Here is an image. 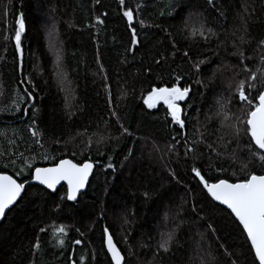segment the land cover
Returning a JSON list of instances; mask_svg holds the SVG:
<instances>
[{
	"label": "trees",
	"instance_id": "trees-1",
	"mask_svg": "<svg viewBox=\"0 0 264 264\" xmlns=\"http://www.w3.org/2000/svg\"><path fill=\"white\" fill-rule=\"evenodd\" d=\"M137 4L141 5L137 21L144 19L160 27L141 28L135 22L141 45L128 52L129 29L119 0H0V170L15 176L24 167L19 155H12L14 152L24 153L25 158L36 157V166H47L42 158L44 151L49 156L63 153L68 158L75 151L77 158L90 157L102 164L112 156L116 164L115 173L97 167L87 190L74 203L60 201L63 188L40 195L36 194L37 186L28 188V196L0 223V264H109L102 236L105 226L126 255L123 237L131 234L128 242L134 254L128 264H200L195 251L198 233L208 235L213 249L224 243L235 253L236 264H250L248 243L238 223L227 210L214 208L193 180L189 172L193 161H186L183 155L185 136L177 135L178 126L170 123L163 106L149 110L142 96L152 85L171 86L177 75L183 76L181 86L186 81L192 87L187 102L192 107L183 105L188 113L183 132L189 141L199 140L200 132L204 133L205 144L199 145L204 156L196 163L206 168L210 153L206 144L214 143L222 150L219 137L240 115L235 85L246 74L240 71L239 57L233 53L237 48L243 50L251 58L245 63L253 71L261 67L259 57L264 55V48L258 45L264 39V0H214L213 4L207 0H126L134 11ZM245 5L250 11L255 9L251 19L244 12ZM98 15L104 24H96ZM21 18L22 64L14 41L15 22ZM245 20L247 42L241 43ZM201 22L216 33L207 41L199 32L190 34ZM205 35H209L207 31ZM185 51L188 57H184ZM159 54L167 59L157 65L154 59H160ZM197 60H207L199 73L192 66ZM148 68L151 72L146 71ZM237 72L239 75H235ZM24 89L33 91L34 101L20 100ZM17 107L28 111H17ZM32 109L37 110L34 118L43 134L44 149L35 145L27 130ZM113 111L133 137L121 135ZM101 136L110 138L97 144ZM173 136L181 140L176 145L178 155L167 153ZM89 138L90 148L86 147ZM57 139L60 143L53 144ZM246 140L244 137L241 144ZM236 147L233 141L228 150ZM128 148L133 149V157L121 168ZM98 149L104 155H98ZM212 155L216 165L228 168L227 175L239 171V164L229 167L230 160H216ZM10 158L16 161L15 166L9 163ZM168 169L175 170L180 182L169 175ZM189 182L204 208L201 215L208 216L220 241L196 219L189 203L180 207ZM146 189L150 199L142 195ZM57 204L61 205L59 209ZM177 211L180 217L174 219ZM125 215L128 223H124ZM181 217L184 223L177 233L178 242L168 253L154 256L160 234L173 228ZM60 226L67 231L63 246L57 244L59 234L54 235ZM40 228L46 231L40 232ZM37 238L41 245L38 251L33 249ZM76 239L83 243L76 245ZM141 240L148 246L139 247ZM219 264H228L222 255Z\"/></svg>",
	"mask_w": 264,
	"mask_h": 264
},
{
	"label": "snow or ice",
	"instance_id": "snow-or-ice-1",
	"mask_svg": "<svg viewBox=\"0 0 264 264\" xmlns=\"http://www.w3.org/2000/svg\"><path fill=\"white\" fill-rule=\"evenodd\" d=\"M100 0H96L99 3ZM209 4H213L214 0H207ZM119 5L123 9L122 18L126 19L127 27L129 29V46L126 49L128 52H133L141 45V41L138 37L137 28L134 26L135 22H138L141 28L144 27H157L158 24H148L144 19L137 21V12L141 8V5L137 4L136 11L132 7L126 5V0H119ZM173 7L175 5H172ZM250 6H244V12L248 14V19H251V13L255 11L254 8L249 10ZM8 13L5 12V15ZM103 15H107L104 13ZM161 15H164L162 12ZM243 19V17H242ZM245 29L244 34L240 36V42H247V20L244 21ZM96 24H104V20L101 16H96ZM188 21H185L187 26ZM24 31V23L22 18L16 20L14 28V41L15 51L20 55L21 64L23 59V50L21 47V34ZM205 31L209 35H205ZM199 35L204 37L207 41L211 36L216 35L211 28L205 29L203 22L200 27L193 28L191 35ZM5 39H8L6 36ZM223 43V41L221 42ZM220 45H218L219 47ZM235 47V44L233 45ZM175 47V45H174ZM258 47L264 48V39L259 41ZM160 59H154V63L160 65L162 61L167 58L163 54H159ZM184 57H188L189 53L185 51ZM239 57V69L245 73L244 79H240L235 85V96L241 102L240 115L235 116V123L228 124L226 127L229 131L225 132L219 137L223 143L219 146L222 150H218L214 143L206 144V147L210 150L208 156L207 167L197 166L196 161L203 158L204 153L199 150L200 144H205L204 133L200 132L199 140L189 141L186 138V133L183 130L186 128L187 110L183 106L187 104V108H191L192 104L187 103L192 93V87L185 81L184 86H181V80L183 76L177 75L175 82L168 86L152 85L147 91L146 95L142 96L143 104L147 109H157L163 106L166 110L167 116L170 117V123L178 126L177 135H184L185 140L183 146L185 151L183 153L185 160L191 158L193 163L189 169V172L196 181V185L200 189V193L204 194L209 202L213 204V207L224 206L221 211L227 210L228 215L234 218L235 222H238L241 234L245 236L248 243V253L252 259L250 264H264V55L259 57L261 67H257L255 71L248 67L245 63L246 57L244 51L237 48V51L233 53ZM60 57L57 55V62L59 66ZM207 63V60L194 61L192 66L195 72L201 71V65ZM100 71H103V66H100ZM146 71L151 72V68ZM239 75V72L235 73ZM106 78V77H105ZM196 83L202 82L197 80ZM229 88H232V84H229ZM22 102L34 101L35 96L33 91L24 89V95L20 97ZM221 109L224 108V104L220 105ZM17 111L26 113L28 109L21 110L17 107ZM36 109H32V116L30 124L27 126L28 132L31 134L35 145L40 149H44L43 134L37 128V121L34 118L36 115ZM112 116L116 117L117 123H119V115L113 111ZM71 118V113L69 114ZM225 119H228L225 116ZM122 136L133 137V132L125 127L123 123H119ZM199 131V130H198ZM78 135H83L78 133ZM227 137V139H226ZM247 137L244 144H241V140ZM110 137L101 136L97 140V144L104 142ZM172 143L166 146L167 153H176V145L181 144V140H178L176 136H173ZM235 141L237 147L228 150V145ZM9 143H13L9 141ZM60 141L54 140L53 144H59ZM91 139L86 143V147H91ZM153 148L156 151L160 149L153 144ZM199 153V154H198ZM215 154L216 160L228 159L231 161L229 167H233L239 164V171H233L231 176L227 175L228 168H225L223 164L216 165L213 160ZM98 155H104V153L97 150ZM13 156L19 155L20 162L24 165L22 169H19L15 176L7 174L6 171L0 170V220H3L7 211L17 206L22 202L25 197L28 196L27 189L33 185L37 186V195L41 193L50 194L58 191V186L64 189L63 194L60 196V201H77L78 197L82 195L83 190L89 186L90 177L94 175V169L97 167L103 168L105 171L111 169L113 173L116 172V164L113 162V157L108 156L106 163H100L94 161L90 157L83 159L77 158L75 151L71 153V158H68L65 154L60 156H49L47 151L42 152L43 160L47 161V166H36V157L25 158L24 153H13ZM133 157V149L128 148L127 154L123 156V161L120 163V167L125 166L124 162L130 160ZM163 157H161L162 159ZM9 163L15 166L16 161L9 159ZM5 168L8 165H4ZM167 167V165H166ZM169 175L180 182L175 170L168 169ZM215 173V174H214ZM19 177L20 179H17ZM107 183V182H106ZM42 186V187H41ZM107 191V187L105 188ZM145 199H150V192L146 189L142 192ZM197 193L195 188L191 186L189 182L186 186V198H182L181 208L183 204L189 203L191 212L194 214L197 220L203 222L209 233L215 236L217 241H220L219 235H216V227L209 222L207 215H201L204 212L203 206L196 199ZM190 198V199H189ZM60 204H57V209L60 208ZM126 212L127 209H124ZM103 215V213H102ZM167 215V214H166ZM180 217V212L175 213V217ZM124 223H128L127 215L124 216ZM184 223L181 217L175 226L160 234V239L157 242L154 256L160 252L168 253L174 243L178 242V231ZM44 228H40V232H45ZM79 232V229H76ZM59 234L57 244L63 246L65 244L64 237L67 236V231L64 226H60L54 230V235ZM81 236L84 233H80ZM123 237L124 243L127 247V255L118 246L114 240V236L108 226H105L102 230L103 245L106 248V255L110 258L109 264H128V260L132 252V245L129 244V236ZM200 239L196 241V259L200 264H219L220 256L222 255L228 264H236V260L233 259L235 253L231 251L224 243H218L216 249H213L209 243V237L205 233H198ZM76 245L83 243L82 239L74 240ZM148 245L139 241V247H147ZM40 241L37 238L33 244L34 250H40ZM84 257H81L83 260ZM31 264V262H30Z\"/></svg>",
	"mask_w": 264,
	"mask_h": 264
},
{
	"label": "water",
	"instance_id": "water-1",
	"mask_svg": "<svg viewBox=\"0 0 264 264\" xmlns=\"http://www.w3.org/2000/svg\"><path fill=\"white\" fill-rule=\"evenodd\" d=\"M94 171H95V169H94ZM91 178H92V177H90V180H91ZM41 187H42V186H41ZM58 189H60L59 186H58ZM86 190H87V188L83 190V193H84ZM55 193H56V192H55ZM83 193H82V194H83ZM51 194H54V193H51ZM67 202H69V203H74L75 201H71V202H70V201H67ZM213 203H214V202H213ZM220 207L223 208L224 206H220ZM7 212H8V211H7ZM6 214H7V213H6ZM1 222H2V220H0V223H1ZM237 223H238V222H237ZM104 248H105V246H104ZM105 251H106V248H105ZM109 259H110V258H109ZM70 264H74V263L71 262Z\"/></svg>",
	"mask_w": 264,
	"mask_h": 264
},
{
	"label": "rangeland",
	"instance_id": "rangeland-1",
	"mask_svg": "<svg viewBox=\"0 0 264 264\" xmlns=\"http://www.w3.org/2000/svg\"><path fill=\"white\" fill-rule=\"evenodd\" d=\"M47 30H48V28H47Z\"/></svg>",
	"mask_w": 264,
	"mask_h": 264
}]
</instances>
